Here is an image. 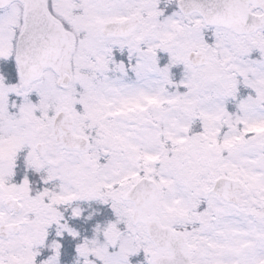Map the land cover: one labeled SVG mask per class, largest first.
I'll list each match as a JSON object with an SVG mask.
<instances>
[{
  "label": "snow or ice",
  "instance_id": "snow-or-ice-1",
  "mask_svg": "<svg viewBox=\"0 0 264 264\" xmlns=\"http://www.w3.org/2000/svg\"><path fill=\"white\" fill-rule=\"evenodd\" d=\"M0 264H264V0H0Z\"/></svg>",
  "mask_w": 264,
  "mask_h": 264
}]
</instances>
